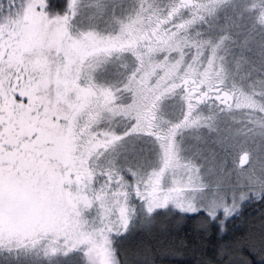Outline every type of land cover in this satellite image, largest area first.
Instances as JSON below:
<instances>
[{
    "label": "snow or ice",
    "instance_id": "obj_1",
    "mask_svg": "<svg viewBox=\"0 0 264 264\" xmlns=\"http://www.w3.org/2000/svg\"><path fill=\"white\" fill-rule=\"evenodd\" d=\"M0 264H264V0H0Z\"/></svg>",
    "mask_w": 264,
    "mask_h": 264
},
{
    "label": "trees",
    "instance_id": "obj_2",
    "mask_svg": "<svg viewBox=\"0 0 264 264\" xmlns=\"http://www.w3.org/2000/svg\"><path fill=\"white\" fill-rule=\"evenodd\" d=\"M259 261V256H256L255 257V262H258Z\"/></svg>",
    "mask_w": 264,
    "mask_h": 264
}]
</instances>
